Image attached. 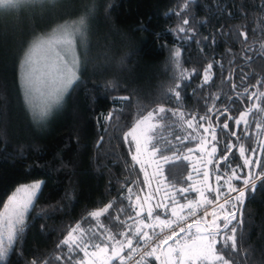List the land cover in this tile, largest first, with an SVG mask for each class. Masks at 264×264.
Masks as SVG:
<instances>
[{
	"label": "trees",
	"instance_id": "obj_1",
	"mask_svg": "<svg viewBox=\"0 0 264 264\" xmlns=\"http://www.w3.org/2000/svg\"><path fill=\"white\" fill-rule=\"evenodd\" d=\"M78 18L84 19L86 39L76 43L77 77L59 104L46 115H34L22 93L20 60L34 38ZM184 19L189 21L184 27L194 33L192 39L177 31ZM177 49L181 51L179 62L174 58ZM209 63L213 64L212 79L204 84L202 75ZM193 70L197 75L190 76ZM178 83L182 85L179 103L174 97L169 99L170 90ZM245 90L264 93V0H41L0 8V209L17 184L38 178L43 182L26 215L25 231L4 264H86L85 252L95 251L93 245L97 243L108 246L102 255L110 257L113 245L120 247L115 240L89 237V246L79 249L58 245L78 222L86 231H95L97 221L88 214L109 203V213L99 221L108 229L105 237L116 234V239L126 245V238L118 235L126 226L115 217L131 223L128 217L134 216L136 196L141 197L145 209L142 219L154 225V229H144L152 235L158 224L147 218L149 207L154 208L157 202L170 203L172 196L178 201L176 206L199 200L198 192L181 197L176 191L189 185L204 190L209 199L219 187L220 199L224 198L225 181L241 185V181L230 179L233 169L241 177L251 173L256 190L248 193L242 205H236L237 220H242V225L233 221L224 232L226 238L232 235L231 227L237 226L236 250L232 251L231 241H227L221 251L218 237L217 252L229 264H264V179H256L264 172V97L250 102L243 95ZM213 103L220 110L230 108L233 117L256 105L247 117L249 135L242 137L245 157L238 152L240 141L217 131V156L223 154V144L229 139L237 145L229 163L220 164L219 172L214 164H207L210 144L204 145L203 151L197 150L208 137L202 129L193 131L186 124L192 116L200 123L199 117L206 115ZM160 107L170 111L164 120L157 118V125H164L156 130L159 144L191 159L161 163L156 183L149 184L142 166L132 160L134 145L125 136L149 111L155 113ZM180 113H184L183 120ZM223 120L221 117L220 122ZM212 123L216 124L214 116ZM229 124L234 130V123ZM189 133L191 138L182 143ZM188 148L193 153H187ZM245 158L251 160L249 166L244 165ZM195 169L209 171L207 186L200 183L203 178ZM189 172L191 181L186 179ZM218 174L220 181L216 180ZM226 208L231 209V203ZM177 210L183 215L187 209ZM213 211L221 217L217 224L222 227L227 212H221L218 204ZM160 213L154 208V216ZM161 219L177 218L169 210ZM197 219H204L203 228L211 227V215L209 220L203 215ZM195 220L191 222L193 238ZM132 239L134 248L142 241L136 236ZM183 243H163L155 253L159 260L146 257L135 264H164L166 247ZM130 252L125 246L121 256ZM120 263V258L108 262Z\"/></svg>",
	"mask_w": 264,
	"mask_h": 264
},
{
	"label": "snow or ice",
	"instance_id": "obj_2",
	"mask_svg": "<svg viewBox=\"0 0 264 264\" xmlns=\"http://www.w3.org/2000/svg\"><path fill=\"white\" fill-rule=\"evenodd\" d=\"M14 2V0H0V7L9 6ZM194 2V0H192ZM185 8H187V4L184 5ZM172 13H169L171 15ZM176 15H180L179 12L175 13ZM183 26L178 27L177 31L181 34L188 35V39H192V36L194 33L190 29H186V27L189 24L188 19H184L182 21ZM80 25H84V21H80ZM76 31H79V29H76ZM73 35L72 31H66L62 34L63 39L61 38H55L53 41L43 42L40 45H37L34 52L39 51L41 48L45 46H50L53 43H63L66 45H71L72 40L71 36ZM180 38V37H178ZM245 35V39H246ZM215 43V41H213ZM181 57V51L177 49L174 53V58L177 62H179V59ZM213 69V64L209 63L207 65V68L204 69L202 79L204 84H207L211 79V72ZM191 75H197L195 70L190 74ZM190 76L185 78H190ZM75 74L72 71L71 68H65L63 70V75L54 77L51 81V90L48 93L47 97L44 99L43 106L41 109V115L44 114V112L47 110L48 107L54 104H59V102L62 100V97L64 95V92L67 90V88L74 82ZM236 86L233 85V88ZM182 88L181 84H177L175 89L170 90L169 99H172L173 97L176 99L177 103H179L181 98V91ZM25 92L26 95L29 97L30 101L33 97L34 92V81L32 78V71H29L28 74L25 76ZM244 96H247V99L251 102L253 101V98L256 100H259L261 97H264V93H260L259 95L256 92H252L251 94L248 93L247 90H245ZM124 100H127V97L123 98ZM220 97H216V100H219ZM239 99V97L233 99V103L236 102V100ZM256 105L253 104V107L246 108L245 111H241L239 114V117H233L230 114V108H225L223 110L217 109L215 107V103H213L212 107H209L207 110V114L200 116L199 121L200 123L196 122V117L192 116L191 119L186 121L187 127L189 129H193V131H199L200 129L203 130V133L205 134L208 139H204L202 141L201 148L197 149L199 151H203L204 145H209L210 148L207 149V154L209 156V159L207 161L208 165L215 166L217 172H219V167L221 163H229V157L233 154V150L237 148L236 144H233L232 140L229 139L226 143L223 144V154L217 156L218 151L220 149L218 148V145L220 144V141L217 137V131L220 132H227L230 137L235 138L237 141H240L238 145V152L241 157H245L246 149L243 146L242 143V137H246L249 135L248 127H249V120L247 119L248 115H250L253 111V108H255ZM166 110L164 107H160L156 110L154 113L153 111H149L146 116H144L142 119H140L137 124L133 127V129L125 136V139L127 140L128 136L132 137V140L135 142V151L136 155L132 156V160L140 163V155H147L149 157H153L156 159L157 162H162L164 165L167 164H175L181 160L183 161H189L191 159L190 155H178L176 151L173 150L172 147H163L159 144L158 138L156 136V130L157 127H160L161 129L164 127L163 124L156 125L150 123V121L155 120L159 118L160 120H164ZM173 116L176 115V113H172ZM180 119H184V113H180ZM215 117L216 124L213 125L212 123V117ZM221 117H224L223 122L221 123ZM109 118H111V113H109ZM233 122L235 125V129H230L229 122ZM257 129L260 128V125H256ZM137 129H140V136L134 135ZM240 133V134H238ZM192 133H189L188 137H185L182 143H187L189 138H191ZM176 140H180V137L177 136ZM170 143V142H169ZM171 151V155H164L163 153ZM187 153L191 154L193 153L192 148H188ZM251 160L248 158H245L244 165L249 166L251 164ZM143 167V165H141ZM239 167V166H238ZM198 175L202 176V180L200 183L204 185H208L209 181V171H200L199 169H195ZM188 181H191L192 174L189 172L188 176L186 177ZM222 179V176L218 174L216 176V180L220 181ZM230 179H235L241 181L240 186H236L232 184L229 181H225L227 184V193L228 197L224 199L223 203H219L220 201V189L219 187L215 190L214 198L209 199L206 195L204 190L200 188L193 187L192 185H189L188 187H182L179 189H176L177 192H179L181 197H185L187 193L190 191L198 192L200 199L199 200H188L187 203L179 204L180 211L187 209L186 215H180V212L177 210L176 205L178 204V201L175 196L170 197V203H162L157 202L154 206L155 209H160L161 213L156 214L154 216V208L149 207L147 209V218L148 219H154V221L161 226L160 232L164 233V229H169L170 232L164 234L163 243L168 244L169 240H172L174 243H179L177 240V237L181 233L188 232L189 240L190 242L184 243L182 246L178 248H170L169 249V258L164 262V264H216V262H222V264H229L228 260H225L224 256L222 254H218L216 245L218 243L217 238L219 237V243L222 245L221 251L223 250V247H227V241H231V247L232 251L236 250V239L235 234L237 232V226L231 227V233L232 235H229L225 238L224 232L229 229V226L232 224L233 221H236L237 225H242V220H237V214H236V205L240 204L242 205L248 195L249 192L254 193L256 190V183L253 180V177L251 173L248 175L241 177L237 174L236 170H232V176ZM256 179H264V172L257 174ZM43 182L36 181L32 182L29 185H21L18 186L16 191L13 193V195L9 196L7 201L5 202L3 206V210L0 211V264H4L6 261V258L8 257L10 251L12 250L16 240L21 237L25 231V220L26 215L29 213L30 209L34 205V200L37 196V193L41 189V185ZM173 188H175V185H173ZM207 190L209 192H212V188L210 186L207 187ZM128 192L130 193L128 199L129 203L131 205L132 203V189L129 188ZM141 197L136 196V205L132 207V211L134 213V216H129L128 220L131 221V223H127L126 221H123L120 219V216H116L115 220L116 222L125 225V230L118 235L122 238H126V245L121 243V240L116 239V234L109 233L105 237V233L108 232V229L105 227L103 223H100V218L103 216H106L109 213V209L112 207V204L109 203L104 208L99 210H94L90 212L88 215L91 219L97 221L98 227L95 229V231H92V229H88L87 231L81 227V224L78 222L69 232L66 238L61 241L60 246H70V249L75 248L79 249L81 245L84 247H88L90 243V239L86 238H106L109 241L115 240V244H119L120 247H116L113 245L111 249V255L109 259H116L120 258L121 264H123L124 258L121 256V253L124 250V247L126 246L131 252H136L137 249L133 247V239L132 236L139 237L142 241H148L152 239V236L150 235L149 231H145L144 229H154V225L150 223H146L144 219H142L145 209L144 207L139 203ZM147 199H145L144 203H147ZM218 204L221 212H227V215H224L222 219L224 220V223L221 227V225L217 224V219H220L221 217H217L216 212L213 211L211 213V216L214 218L211 221L212 227H205L204 229H201L198 225L200 224V220L197 219L194 221V223L197 225L196 227V235L193 238L192 234L190 232L192 228V223H186L184 225H180L179 221H188L190 217L195 216L197 213V209L200 207H203L205 204L212 205V204ZM231 203V209L226 208V205ZM138 209V210H137ZM171 212L172 217H176V220L172 219H161V214L166 215L168 212ZM123 209H121V213H123ZM209 215L208 212L203 213V218H207ZM75 233H79V235H74ZM203 233V234H201ZM94 248L99 249L100 252L107 253L108 252V246L104 245L102 246L100 243H97L93 245ZM157 251V247L153 246L151 247V250H145L141 256L140 259L144 260L146 257H153L155 256V253ZM175 253L177 256L176 261L171 260V254ZM88 253L85 252V256H87ZM92 255L95 256L97 253L94 251L92 252ZM157 260L160 259L159 256H155ZM59 260L60 257H57ZM35 264V262H33Z\"/></svg>",
	"mask_w": 264,
	"mask_h": 264
},
{
	"label": "rangeland",
	"instance_id": "obj_3",
	"mask_svg": "<svg viewBox=\"0 0 264 264\" xmlns=\"http://www.w3.org/2000/svg\"><path fill=\"white\" fill-rule=\"evenodd\" d=\"M38 1H41V0H14V2L11 5L0 7V8L8 9V7L26 6V5H30V3L32 2L36 3ZM81 20L84 21L83 18H78L75 21L73 20L66 21L58 25L57 27L53 28L52 31L48 33H44L34 38L32 43L25 50L20 60L21 63L19 67V73H20V84L22 86V93L24 95L26 105H28V107L31 109V112L34 115H37L39 117L42 116L41 109L43 106V102L51 90V81L54 77L63 75V70L65 68H71L75 74V78L77 77L78 53H77L76 43L78 42L84 43L86 39L85 37L86 26L80 25ZM76 29H79V31H76ZM66 31L73 32V35L71 36L72 43L70 46L63 44V43H53L50 46H45L41 48L39 51L34 52L37 45H40L43 42L53 41L55 38L63 39L62 34L65 33ZM29 71H32V78L34 81V92H33V97L31 101L25 92V76L28 74ZM54 106L55 104L48 107L43 115H46V113ZM150 123L157 125L158 121L157 119H155V120L150 121ZM140 131H141L140 129H137L134 135L140 136ZM129 132H127L126 135ZM127 139L130 140L131 143L134 145L132 155H136L137 153L135 151V142L132 140L131 136H128ZM139 159L141 162L138 164L140 166L143 165L142 168L144 170L145 177L147 178V182H149V184L156 183V181L154 180L156 178L155 175L157 174L158 169L161 166L160 164L162 162H157L155 158L149 157L147 155H140ZM36 181L42 182L41 179L38 178V179L27 180V182H21L17 184L16 187L9 193L10 194L9 196L13 195V193L16 191L18 186L29 185L32 182H36ZM8 197L6 198V201ZM226 197H224V199ZM221 199H220L221 201H224L223 198ZM133 202L135 206L136 200L134 199ZM139 203H141V200ZM3 206L0 209V211L3 210ZM176 207L179 208V206H176ZM201 220H204V219H200V221ZM198 226L201 229H204L202 225V221L200 222ZM210 226L212 227V224H210ZM194 227L196 228L197 225L195 224ZM183 244H180V245L182 246ZM178 247L180 246H177V247L175 246L174 248H178ZM169 249L170 247H166L164 251L165 260H168L169 258ZM92 252L94 251H90V252L88 251V255L86 258V264H105L106 263L105 262L106 257L102 255V252H100L99 249L95 250V252L97 253V255L95 256L92 255ZM171 260L172 261L177 260V256L174 252L171 254Z\"/></svg>",
	"mask_w": 264,
	"mask_h": 264
},
{
	"label": "built area",
	"instance_id": "obj_4",
	"mask_svg": "<svg viewBox=\"0 0 264 264\" xmlns=\"http://www.w3.org/2000/svg\"><path fill=\"white\" fill-rule=\"evenodd\" d=\"M228 197V194L226 195ZM225 196V197H226ZM226 197V198H227ZM224 199V198H223ZM222 200V199H221ZM219 201V203H221L222 201ZM216 204H212V205H207L205 204L203 207H200L199 209H197V213L195 216H192L190 217V219L188 221H179L178 223L180 225H184L186 223H191L193 220H195L198 216L200 215H203L204 212H208L209 215L207 217V220L210 219V214L212 212V209L213 207L215 206ZM187 211L186 210L184 212L183 215H186L187 214ZM173 220H176V219H173ZM160 227L161 226H157L156 228V231L154 232V234H152V239L151 240H148V241H141V243L136 247L137 251L136 252H130L129 255L123 257L124 260H123V264H135V263H138L139 260H140V256L141 254L147 249V250H151V247L155 246V247H160L162 246L163 244V238H164V234L170 232L169 229H164V233H161L160 232ZM191 234L193 235V232H194V229L191 228L190 230ZM177 240L179 241V243H183V241H188L189 240V235H188V232L186 233H181L178 237H177ZM169 245H172L174 244V242L172 240H169L168 242ZM121 264V263H120Z\"/></svg>",
	"mask_w": 264,
	"mask_h": 264
},
{
	"label": "crops",
	"instance_id": "obj_5",
	"mask_svg": "<svg viewBox=\"0 0 264 264\" xmlns=\"http://www.w3.org/2000/svg\"><path fill=\"white\" fill-rule=\"evenodd\" d=\"M109 261H110V259H109V257H107L105 260V262H106L105 264H108Z\"/></svg>",
	"mask_w": 264,
	"mask_h": 264
}]
</instances>
